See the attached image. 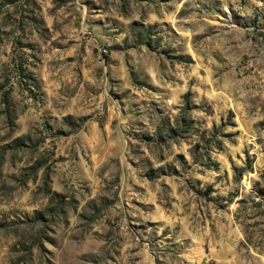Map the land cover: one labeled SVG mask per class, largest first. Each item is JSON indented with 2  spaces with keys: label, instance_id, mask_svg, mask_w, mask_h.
I'll return each mask as SVG.
<instances>
[{
  "label": "rangeland",
  "instance_id": "1",
  "mask_svg": "<svg viewBox=\"0 0 264 264\" xmlns=\"http://www.w3.org/2000/svg\"><path fill=\"white\" fill-rule=\"evenodd\" d=\"M0 264H264V0H0Z\"/></svg>",
  "mask_w": 264,
  "mask_h": 264
}]
</instances>
